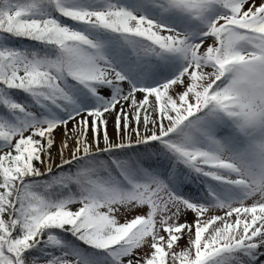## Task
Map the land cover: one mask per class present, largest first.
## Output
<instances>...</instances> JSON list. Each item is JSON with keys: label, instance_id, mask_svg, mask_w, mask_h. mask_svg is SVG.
Here are the masks:
<instances>
[{"label": "snow or ice", "instance_id": "6c2138e0", "mask_svg": "<svg viewBox=\"0 0 264 264\" xmlns=\"http://www.w3.org/2000/svg\"><path fill=\"white\" fill-rule=\"evenodd\" d=\"M0 264H264V0H0Z\"/></svg>", "mask_w": 264, "mask_h": 264}]
</instances>
